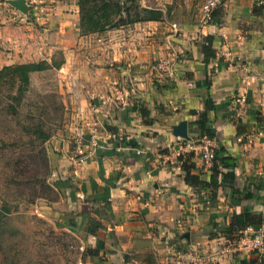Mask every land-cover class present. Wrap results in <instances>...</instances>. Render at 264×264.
I'll use <instances>...</instances> for the list:
<instances>
[{"label": "crops", "instance_id": "0c3cea01", "mask_svg": "<svg viewBox=\"0 0 264 264\" xmlns=\"http://www.w3.org/2000/svg\"><path fill=\"white\" fill-rule=\"evenodd\" d=\"M56 1L53 15H44L48 25H69L64 31L81 42L74 29L76 1ZM201 1L194 8V0L181 1L183 19L189 22L179 43L150 41L142 48L156 63L126 64L124 70H139L140 65L144 73L128 78L125 105L116 100L124 88L119 73L103 81L109 93L99 92L85 108L77 107L83 156L70 157L59 136L48 144L51 180L64 183L53 186L58 197L48 202V215L63 218L66 227L82 233L94 250L89 254L93 264H264V254L232 249L220 232L241 206L264 213V0H217L207 23L200 21ZM6 2L0 1V66L49 60L52 50L61 48L54 39L58 32L39 28L34 42L23 41L32 34L24 32L30 27L7 18L13 10ZM41 3L39 9L50 8L46 0ZM58 10L69 12L60 17ZM206 36L214 56L204 63L201 41ZM21 43L27 47L16 49ZM162 60L167 61L165 70L159 67ZM85 93L74 91L69 99ZM204 95L222 104L205 112L214 127L212 138L199 136L193 124ZM240 95L244 100L236 103ZM138 104L146 116L138 114ZM180 122H185L186 138L175 132ZM203 138L213 148L223 147L235 161L233 168H218L214 201L208 207L198 195L201 189L182 179L186 165L189 174L208 180L210 168L189 148ZM231 175L234 187L253 196L234 204L229 185L221 184Z\"/></svg>", "mask_w": 264, "mask_h": 264}, {"label": "rangeland", "instance_id": "374dc122", "mask_svg": "<svg viewBox=\"0 0 264 264\" xmlns=\"http://www.w3.org/2000/svg\"><path fill=\"white\" fill-rule=\"evenodd\" d=\"M31 1L29 4L23 0L26 11H22L7 0L4 5L13 10L7 18L16 21L14 24H28L30 29L24 32L32 34L23 39H28V43L34 42L35 35L41 33L39 28L56 30L58 36L54 39L61 48L52 50L49 60L29 61L38 62V69L28 74V84L21 92L17 90L18 82L8 79L10 73L0 76V205L5 203L8 208L0 219V264H93L89 257L93 249L85 244L82 233L66 227L63 218L54 219L48 215V202L58 197L53 189L55 181L51 180L48 144L59 136L69 147L70 157L83 156V132L78 130L79 120L74 114L77 107L85 108L91 97L99 92L109 93L103 81L112 78L111 74L119 77L121 73L120 85L124 88L118 92L126 98L130 75L143 76L144 68L140 65L157 62V59L148 58L142 48L150 41L160 45L178 42L177 39L185 37L183 31L188 30L189 21L183 19L186 14L182 0H134L132 3L112 0L120 5L123 19L137 17L139 21L87 32V26L79 20L77 6L78 20L74 29L82 36L80 42L78 37L70 38L64 31L69 25L60 23L53 27L45 20V14L53 15V6L58 1L46 0L51 4L48 10L39 9L42 0ZM92 1L110 3V0ZM198 1L194 0L193 8ZM106 10L108 17L117 18L110 8ZM68 12L58 10L57 15L62 17ZM157 12L160 13L157 20H145ZM19 45L27 47L21 43L15 48H21ZM124 50L125 56L115 54V51ZM129 62L140 63L139 70H124ZM82 90L86 91V96L69 99L74 91L81 93ZM116 100L120 106L121 101ZM38 133H42L41 136ZM79 143L81 153L76 148Z\"/></svg>", "mask_w": 264, "mask_h": 264}, {"label": "trees", "instance_id": "16d2710c", "mask_svg": "<svg viewBox=\"0 0 264 264\" xmlns=\"http://www.w3.org/2000/svg\"><path fill=\"white\" fill-rule=\"evenodd\" d=\"M110 0L107 3L98 4L96 1L92 0H76V5L79 8V20L82 25L85 24L87 26V32H93L102 30L104 27L114 28L119 25L128 22H135L139 21V19H128L127 21L120 16L121 7L115 1L111 2ZM129 1L132 3L134 0H123ZM107 8H110L113 14H116L117 18L113 19L108 17ZM255 10V9H254ZM84 11H88L89 14H86ZM101 11V12H100ZM100 12V15H99ZM160 16V13H156L151 17H147L145 20H157ZM87 18V19H86ZM128 18V15H127ZM210 40L209 36L203 38V41H206V44H202V54H203V62L206 63L207 60L214 56L213 50L210 47ZM38 62H27V63H17L13 65H5L0 68V76L4 75L7 76L8 73L11 75L8 76V79L12 82L17 83V90L21 92L28 84V74L34 70L38 69ZM222 108L221 103H213L208 95H204L202 98V109L201 112L196 114L195 119H193V124L196 126L198 130L199 136H205L207 138H212L214 136V127L211 125L210 120L206 117V111H215ZM138 114L141 117L147 115V111L144 107H138L137 109ZM194 113V112H193ZM192 113V114H193ZM42 133H38L41 136ZM40 136H38L40 138ZM187 157L189 154L186 155ZM97 161L100 170V159L97 155ZM235 165L234 159L223 149V147L218 146L213 148V157L211 160L210 166V175L208 180L204 178H199L195 175L189 174V167L184 165V174H183V181L185 184L193 187H198L200 189H206L209 191V201L213 203L215 197V189L217 188V179L216 176L218 175V168H233ZM100 172V171H99ZM231 174L230 172L228 173ZM228 183H227V181ZM222 185H229V195L233 197L234 204H239L241 200L247 199L253 196V193L250 191L242 192L238 189V187H234L233 177L232 175L230 178L222 179ZM63 186L64 183H59L55 181L53 183L54 187ZM257 189H261V186L258 185ZM106 192V191H105ZM106 195V194H105ZM251 207L248 205L241 206V209L238 213H232L229 221L227 224L220 229L223 237L227 239L237 238L239 236V231L243 230L244 228L251 226L257 227L264 223V213L263 214H255L251 212ZM8 208L6 207L5 203L0 205V219L3 214L7 212ZM94 250H90V254H93Z\"/></svg>", "mask_w": 264, "mask_h": 264}, {"label": "built area", "instance_id": "2783aa9c", "mask_svg": "<svg viewBox=\"0 0 264 264\" xmlns=\"http://www.w3.org/2000/svg\"><path fill=\"white\" fill-rule=\"evenodd\" d=\"M29 4H32L31 0H27ZM217 0H203L199 4V17L202 23H207L211 19V11L217 6ZM202 44H206V41H201ZM159 67L163 70L167 67V61L162 60L159 62ZM121 100V104H125L127 97H118ZM242 95L235 98L236 103L243 102ZM78 152L81 153V143L77 145ZM192 150H196L200 155L201 160L210 168L211 160L213 157V146L209 143L208 139L203 138L198 140L194 145L190 146ZM198 195L201 197V201L205 207L210 204L209 197L204 190H199ZM239 236L233 239L225 238L224 241L231 245L237 251H254L258 255L264 254V227L259 225L257 227L248 226L239 231Z\"/></svg>", "mask_w": 264, "mask_h": 264}, {"label": "water", "instance_id": "95a60500", "mask_svg": "<svg viewBox=\"0 0 264 264\" xmlns=\"http://www.w3.org/2000/svg\"><path fill=\"white\" fill-rule=\"evenodd\" d=\"M10 4L13 6L17 7L18 9L22 11H26V6L23 3V0H8ZM176 134H179L183 137L186 138V133H185V122H180L178 126L175 128ZM128 142H131L128 140Z\"/></svg>", "mask_w": 264, "mask_h": 264}]
</instances>
